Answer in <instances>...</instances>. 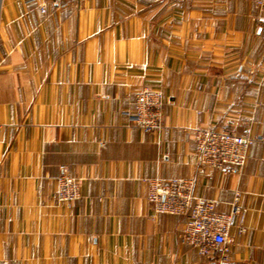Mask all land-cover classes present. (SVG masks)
Segmentation results:
<instances>
[{"label": "crops", "instance_id": "crops-1", "mask_svg": "<svg viewBox=\"0 0 264 264\" xmlns=\"http://www.w3.org/2000/svg\"><path fill=\"white\" fill-rule=\"evenodd\" d=\"M256 1L0 0V264H264ZM145 89L165 96L159 132L124 114ZM230 120L260 137L245 165L200 164L194 129ZM63 172L83 180L71 203L56 200ZM155 176L240 207L226 261L180 240L186 216L155 212Z\"/></svg>", "mask_w": 264, "mask_h": 264}, {"label": "built area", "instance_id": "built-area-1", "mask_svg": "<svg viewBox=\"0 0 264 264\" xmlns=\"http://www.w3.org/2000/svg\"><path fill=\"white\" fill-rule=\"evenodd\" d=\"M77 0H55L57 5H74ZM44 6V5H43ZM256 22L264 27V0L255 3ZM43 12L46 8L41 7ZM165 96L161 90L145 89L139 92L132 106L124 111L130 122L147 133L159 132L164 128ZM196 153L200 164L216 169L237 172L246 163L251 145L260 137L249 132L240 133L230 120L221 127H202L193 131ZM149 184L148 200L156 213L187 217L180 240L205 257L221 255V262L228 259L230 229L240 207L233 206L229 213L218 209L219 201L196 194V181L186 177L159 176L146 179ZM82 178L63 172L58 178L56 200L71 203L81 197ZM243 231L244 228L240 227Z\"/></svg>", "mask_w": 264, "mask_h": 264}]
</instances>
